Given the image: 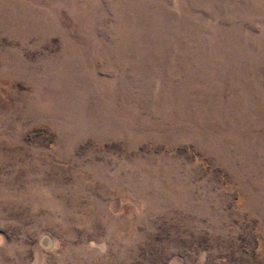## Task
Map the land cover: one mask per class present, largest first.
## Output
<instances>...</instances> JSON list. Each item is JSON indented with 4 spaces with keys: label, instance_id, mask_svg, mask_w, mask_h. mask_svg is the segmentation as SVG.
<instances>
[{
    "label": "rangeland",
    "instance_id": "obj_1",
    "mask_svg": "<svg viewBox=\"0 0 264 264\" xmlns=\"http://www.w3.org/2000/svg\"><path fill=\"white\" fill-rule=\"evenodd\" d=\"M0 264H264V0H0Z\"/></svg>",
    "mask_w": 264,
    "mask_h": 264
}]
</instances>
